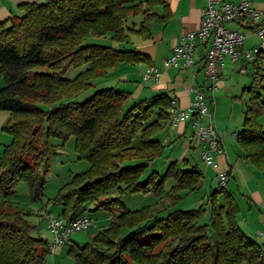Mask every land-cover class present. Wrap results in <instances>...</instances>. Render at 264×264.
Segmentation results:
<instances>
[{"label": "trees", "instance_id": "1", "mask_svg": "<svg viewBox=\"0 0 264 264\" xmlns=\"http://www.w3.org/2000/svg\"><path fill=\"white\" fill-rule=\"evenodd\" d=\"M18 10L0 21V77L5 83L0 110L9 113L1 131L10 137L0 154V264H45L48 241L30 234L25 214L9 199L21 181L31 201L40 199L42 174L56 150L52 139L63 146L73 138L77 160L88 163L53 198L65 220L85 214L89 204L95 209L119 206L129 193L174 200L182 191L195 190L202 175L172 162L161 177L156 171L144 177L163 152L154 135L161 122L169 121L167 93L124 109L130 93L92 89V81L119 63H149L126 44L132 34L149 39V25L168 20L163 0H46L20 4ZM88 38L107 43H86ZM38 66L47 72L30 76ZM71 68L81 70L65 78ZM257 75L256 67L252 81L260 92L243 90L248 103L235 140L243 158L264 174V125L259 122L264 119V77ZM169 178L174 184L165 189ZM111 191L116 195L110 196ZM205 205L164 216L150 206L122 209L90 242L71 245L67 253L77 264H264L260 245L237 224L231 192L225 187L211 190Z\"/></svg>", "mask_w": 264, "mask_h": 264}, {"label": "rangeland", "instance_id": "2", "mask_svg": "<svg viewBox=\"0 0 264 264\" xmlns=\"http://www.w3.org/2000/svg\"><path fill=\"white\" fill-rule=\"evenodd\" d=\"M86 43H107L103 40H95L88 38ZM257 43L256 38L252 41ZM256 65L247 64L245 73H239L236 70L239 67H233L231 70L225 68L220 80L222 81V86H217L213 93H210V100L212 113L214 115V126L218 130L224 141V147L226 153L230 157V163L238 161L236 167H245L243 159L242 149L240 144L235 140L236 138L230 137L232 132H239L241 130L243 121V111L245 105L248 103V95L246 92L243 93V98L240 97L243 90L252 87L255 92H260L258 86L252 81V75L257 67L258 75L257 79L264 77V54H260ZM240 61V60H239ZM242 64V63H241ZM240 64V66H241ZM242 66H244L242 64ZM81 69L71 68L64 75L65 78H73ZM114 71L110 70L105 77L98 78L92 81V89H103V88H114L115 90H121L130 93L127 101H125L124 109L129 108L133 104L140 100L149 99L156 92L148 91L144 85H142L139 76L136 74V67L129 65L126 67L122 65ZM33 72H47L45 67H35L31 70L30 76ZM121 72L128 73L125 81H121L118 75ZM5 85L4 80L0 77V88ZM140 93V94H138ZM138 95V96H136ZM151 95V96H149ZM79 95L75 97L77 100ZM233 97H236L233 98ZM9 116L6 111L0 110V154L6 144L9 143L10 137L1 131V126L5 123ZM259 122L264 125V119L260 118ZM162 129L154 135V138L159 140V143L163 145L162 155L157 159L153 160L145 170L144 177L147 176L151 171H156L161 177L165 173V169L172 163L176 162L178 168H190L193 167L196 171L200 172L202 178L200 184L193 191H182L178 194L179 198L172 199L170 196L158 197L152 193L142 194V193H129L122 196L119 199V206H114L111 208H101L95 209L93 205H87V210L85 214L92 217L95 221L94 225L87 230L75 231L66 240L65 244L60 248H55L54 251H50V254L46 257L45 264H77L72 256H70L67 251L71 245L82 246L87 242L92 240V237L101 229L107 227L109 221L113 216L119 214L122 209L133 211L139 210L142 207L150 206L152 209L156 210L160 216H164L170 211L180 209L181 210H195L201 206H206V198L211 190L217 189V182L214 176V169L212 166H207L201 158L202 143H199L197 139L193 140L194 148L189 149V152L184 155L187 162H184L179 155H181L184 150L183 140L176 139L175 129L170 127L167 122H161ZM169 140L170 143H166ZM52 144L56 145L55 153L49 158L48 170L46 173L42 174L44 180V188L42 191V196L39 200L31 201L29 189L27 184L23 181L16 184L13 189V193L9 201L17 206V209L21 210L25 214V218L31 225L30 234L33 237H40L46 239L49 243V250L52 244L53 236L50 230L46 226L45 219L41 214H38L39 209H45L48 214L53 217H57L60 214L61 207L53 203V198L56 196L58 190L65 183L69 182L73 175L76 173H82L88 169V163L84 160H77V154L74 150L73 138H69L63 146L60 145V141L52 139ZM239 157V158H238ZM137 161H130L128 164H135ZM138 163V162H137ZM214 158L212 159V164H214ZM249 167L253 165L248 162ZM239 176L235 173L227 182L225 189H231L235 192L236 188L234 186V181L236 182ZM211 179V182H210ZM174 184L173 180L169 178L166 180L165 189H169ZM245 191V190H244ZM242 193V192H240ZM110 196H115V191H111ZM237 195V194H236ZM235 195V200L241 207V213L245 212V204L240 199V197ZM0 195V201H1ZM219 203H222V197H219ZM243 210V211H242ZM206 215L200 220V222H206ZM245 233V232H244ZM248 235V234H246ZM249 238L255 240L253 237ZM161 245L154 251L159 250Z\"/></svg>", "mask_w": 264, "mask_h": 264}, {"label": "crops", "instance_id": "3", "mask_svg": "<svg viewBox=\"0 0 264 264\" xmlns=\"http://www.w3.org/2000/svg\"><path fill=\"white\" fill-rule=\"evenodd\" d=\"M46 0H0V21L19 13L18 6L23 3L30 2H43ZM167 5L169 11L168 20L163 23H151L149 25L151 37L149 39H142L138 35H128V42L126 47L133 48L135 51L146 55L149 59V63H137V64H127L119 63V67L125 65L128 67L132 65L136 67V74L139 76L143 87L148 91L165 92L168 94L170 99H175L178 108L187 109L193 100V94L190 91V87L195 86L202 89L207 96V104L211 111L210 92L207 90V85L204 82L202 73V54L203 47L197 46L193 53L194 65L189 68H172L165 65V58L171 53L173 47L177 45H182L186 42L185 36L189 32L195 31L199 26L200 21V9L206 5L207 0H163ZM218 2H233L237 3L240 1H247L251 6L257 9L261 13V20L264 21V0H214ZM159 15L161 14V8H158ZM255 37H248L245 41V47H249L253 44L252 42ZM240 60V59H239ZM237 60L233 63L228 59L224 60V65L220 71V76L217 81V86H222V81L220 80L225 68L231 70L233 67H239L236 69L239 73H245L246 65L249 64L243 60ZM244 66H242V64ZM241 64V66H240ZM254 65L253 63H250ZM148 66H153L160 72V76L156 82L150 79H144L143 74L148 68ZM255 66V65H254ZM117 66L113 69H115ZM128 73L121 72L118 78L121 81H125ZM216 90V89H215ZM140 94V93H138ZM138 96V95H136ZM151 96V95H149ZM153 96V95H152ZM151 96V97H152ZM243 96V91L240 95ZM236 99V97H233ZM213 114V113H212ZM214 120V115H213ZM170 127V121L167 122ZM214 126V123H213ZM176 132V139L183 140L184 150L182 151L181 159L183 160L184 155L189 152V149H193L194 143L189 141V137L192 135V127L189 120L178 124L176 127H172ZM215 128V127H214ZM216 130V129H215ZM218 135V142L221 148L220 153H214V164L212 167L214 169V176L216 177L217 172H226L227 182L236 173L239 178L234 181V186L236 188L235 192L231 189L234 201L235 195L240 197V199L245 204V212L241 213V207L236 202L238 206L237 224L242 232L248 234L255 239V241L260 245L262 252H264V174L256 170L254 167H249L248 160L243 159L245 167H236L237 160L234 163H230V157L225 151L224 141L216 130ZM230 137L236 138V133L232 132ZM166 143H170L166 140ZM239 158V157H238ZM211 182V179H210ZM227 184V183H226ZM227 190V189H226ZM245 190V191H244ZM242 192V193H240ZM243 211V210H242ZM58 216V215H57Z\"/></svg>", "mask_w": 264, "mask_h": 264}, {"label": "built area", "instance_id": "4", "mask_svg": "<svg viewBox=\"0 0 264 264\" xmlns=\"http://www.w3.org/2000/svg\"><path fill=\"white\" fill-rule=\"evenodd\" d=\"M248 37H255L257 43L245 47ZM186 42L173 47L171 53L165 58V65L172 68H189L194 65L193 53L197 46L203 47L202 73L207 90L213 93L217 87L220 71L224 60L235 63L243 60L254 63L264 54V21L261 13L253 8L247 1L218 2L207 0L206 5L200 9L199 26L195 31L185 36ZM160 72L153 66H148L143 74L144 79L156 82ZM193 94L187 109H180L175 99H170L169 121L172 127L189 120L192 135L188 142L197 139L202 143L201 158L205 165L214 167L212 159L214 153H220L218 135L213 127V114L211 113L205 92L195 86L190 87ZM217 188H224L227 183L226 172H217ZM45 219L46 226L53 236L50 251L60 248L69 236L75 231L87 230L95 223L92 217L79 215L68 220L60 216H51L45 209H39Z\"/></svg>", "mask_w": 264, "mask_h": 264}]
</instances>
